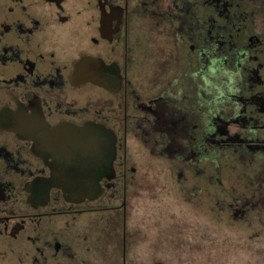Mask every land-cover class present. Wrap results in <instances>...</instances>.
<instances>
[{
  "label": "flooded vegetation",
  "instance_id": "1",
  "mask_svg": "<svg viewBox=\"0 0 264 264\" xmlns=\"http://www.w3.org/2000/svg\"><path fill=\"white\" fill-rule=\"evenodd\" d=\"M89 5L94 12L78 18ZM144 7L148 6L143 0H85L77 4L74 0H0V202L11 188H17L24 204L16 211L0 205V236L15 237L26 223L37 222L42 216L91 210L80 204L98 199L107 190L114 200L120 196V201L110 205V199L104 198L107 204L92 208H121L123 219L129 119H133L132 135L138 132L161 154L169 142V154L179 153L183 163L212 156L213 146L234 144L240 148V157L256 155L262 159L257 174L260 181L264 180V40L248 35L235 47L219 33L210 37L205 32L196 44L192 33L195 47L190 43L189 49H195L193 56L201 66L191 71L192 80L198 81L187 86L189 109L180 110L183 94L175 88L177 80L174 87L148 92L144 102L133 103L137 98H128V35L131 15ZM216 11L226 17L224 3ZM145 18L173 30L179 24H189L190 14L184 12L170 22ZM66 23L84 26L92 48L64 62L53 40L43 42L40 35L51 25ZM158 62L156 71L157 67L162 70ZM90 75L92 81L88 80ZM84 85L110 93L112 98L97 94L80 102L75 90ZM231 104H236L237 110L233 117L229 115ZM229 124L240 129L230 131ZM81 126L92 127L93 136L105 130L113 137L112 156L106 154L111 159L112 174L98 179L101 191L96 197L69 201L59 188L50 185L48 177L51 169L67 162L63 138L68 129ZM197 131L203 140H197ZM8 138L11 145L4 146L2 141ZM201 151L204 154L198 156ZM75 155L79 159L78 151ZM94 158L93 153L92 164ZM9 176L15 178V184L10 183ZM116 185H120V195ZM260 195L261 205L264 191ZM60 202L63 208L58 209ZM49 203L52 205L47 207ZM97 234L98 229L93 243Z\"/></svg>",
  "mask_w": 264,
  "mask_h": 264
},
{
  "label": "rangeland",
  "instance_id": "2",
  "mask_svg": "<svg viewBox=\"0 0 264 264\" xmlns=\"http://www.w3.org/2000/svg\"><path fill=\"white\" fill-rule=\"evenodd\" d=\"M81 1L85 0H74L76 4ZM143 1L148 7L131 15L128 35V98L136 97L133 103L144 102L148 92L174 87L177 80L175 88L183 94L180 110H188L191 101L187 86L198 81L192 80L191 71L201 66L193 56L195 49L189 47L190 43L195 47L205 32L210 37L219 33L235 47L248 35L264 40V0ZM223 3L226 17L216 11ZM93 12L89 5L78 18ZM184 12L190 14L189 26L179 24L173 30L145 18L170 22ZM75 28L72 23L51 25L40 38L43 42L53 40L58 57L67 62L78 52L92 48L87 43V29L81 25ZM231 49L229 46L228 51ZM158 60L162 70L157 67L156 71ZM75 92L80 102L97 94L112 98L110 93L90 85ZM229 109L233 117L236 104ZM132 125L133 119H129L123 219L121 208H92L107 204V199L110 205H116L122 192L116 185L118 200L107 190L98 199L80 204L91 210L42 216L37 222L26 223L15 237L0 236V264H264V203L260 205L264 180L260 181L257 174L262 159L256 155L240 157V148L233 144L213 146L212 156L183 163L179 153L169 154V142L164 154L157 153L138 132L130 133ZM227 129L240 128L229 124ZM199 133L197 140H203ZM9 140L4 139L2 144L10 146ZM9 181L15 184L13 176ZM12 190L0 202L1 207L23 209L22 196L17 188ZM60 204L58 209L63 208Z\"/></svg>",
  "mask_w": 264,
  "mask_h": 264
},
{
  "label": "water",
  "instance_id": "3",
  "mask_svg": "<svg viewBox=\"0 0 264 264\" xmlns=\"http://www.w3.org/2000/svg\"><path fill=\"white\" fill-rule=\"evenodd\" d=\"M92 79L90 75L88 80ZM90 131L92 127L68 129L69 134L63 138L67 162L51 169L48 177L50 185L59 188L63 197L69 201L96 197L101 191L98 179L102 176L110 178L112 174L111 159L106 154L109 152L112 156L113 137L107 135L105 130H102L104 135L94 133V136ZM76 151L80 155L79 159H76ZM93 153L94 164L91 163Z\"/></svg>",
  "mask_w": 264,
  "mask_h": 264
}]
</instances>
